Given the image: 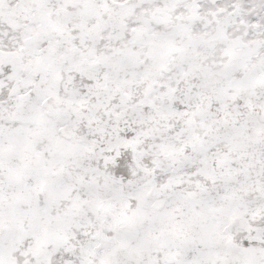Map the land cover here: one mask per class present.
<instances>
[{"label":"snow or ice","instance_id":"snow-or-ice-1","mask_svg":"<svg viewBox=\"0 0 264 264\" xmlns=\"http://www.w3.org/2000/svg\"><path fill=\"white\" fill-rule=\"evenodd\" d=\"M0 264H264V0H0Z\"/></svg>","mask_w":264,"mask_h":264}]
</instances>
